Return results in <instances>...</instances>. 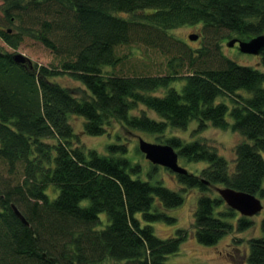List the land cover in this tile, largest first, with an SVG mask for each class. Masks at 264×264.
<instances>
[{
  "label": "trees",
  "instance_id": "trees-1",
  "mask_svg": "<svg viewBox=\"0 0 264 264\" xmlns=\"http://www.w3.org/2000/svg\"><path fill=\"white\" fill-rule=\"evenodd\" d=\"M0 2L1 42L17 50L27 37L60 58L57 67L17 64L0 45V168L9 175L0 174V264H167L188 233L177 229L160 239L151 223L174 222L165 211L180 207L187 190L199 192L191 228L200 245L214 246L254 226L226 206L217 189L264 199V71L230 60L220 44L263 35L264 0ZM196 25L205 40L200 49L168 35ZM133 42L176 47L169 73L108 70L121 62L115 49ZM260 57L264 66V51ZM62 76L79 86L61 85L56 79ZM178 81L180 90L173 87ZM219 97L229 105L216 102ZM71 116L83 119L82 133L91 137L110 134L118 124L159 139L195 120L199 130H230L244 140L234 148L232 170L203 142L159 141L178 159L205 163L199 173L171 172L182 186L174 192L153 178L155 165L143 178L126 144L108 145L106 155L87 148ZM260 231L247 241L242 264H264V219Z\"/></svg>",
  "mask_w": 264,
  "mask_h": 264
},
{
  "label": "rangeland",
  "instance_id": "rangeland-1",
  "mask_svg": "<svg viewBox=\"0 0 264 264\" xmlns=\"http://www.w3.org/2000/svg\"><path fill=\"white\" fill-rule=\"evenodd\" d=\"M1 5V2H0ZM123 17L131 19V15L123 14ZM1 18V14H0ZM10 29L13 26H7ZM200 25L196 26H184L172 31H168V35L172 38L173 42H179L187 45L193 50H197L203 47L205 44L204 37L200 30ZM6 29V28H5ZM197 36L196 40H190L189 36ZM154 38V36H152ZM225 40L220 44L222 53L242 66H249L264 71V66L261 65V57L249 54H243L237 50L236 47L230 48L227 46ZM178 43V44H179ZM0 45L3 46L5 51L11 54H20L28 61V65H38L45 67H57L60 58L55 56L50 50L45 48L40 42L24 38L17 50H12L0 41ZM180 46V45H179ZM117 56L121 58V62L115 68L108 69L112 73L123 76L133 75H166L169 73L167 62L173 57L178 55L179 51L176 47H168L166 45L157 47L156 45L147 44L143 42H133L129 45L118 46L115 49ZM107 70V69H105ZM187 67H181L179 69L178 76H183L187 72ZM58 83L63 86L76 88L79 84L71 80L68 76H62L56 79ZM181 81L173 84V87L180 90ZM160 95L161 93H157ZM216 102H225L229 105L227 99L219 97ZM150 117H155L153 113L149 112ZM71 126L75 133L79 134L82 143L90 149L96 150L101 155H106V147L113 144H126L128 148L127 157L135 164H139L142 170V177L146 178L149 172L153 170V178L156 181H160L162 186L174 191L181 192L182 186H180L174 179V175L166 168L156 166L152 169V164L144 157L141 152L137 151L138 139L149 143L158 144L167 136H176L184 140L185 142L200 141L208 147L215 149L217 153L225 158L229 162L230 170L233 168V162L235 160L234 148L235 146L244 140L239 134L233 133L230 130H220L208 126L203 130L198 129V122L192 121L189 123L186 129L169 130L168 133L156 138L155 135L139 132H126L120 125L113 124V129L110 130V134H106L99 137H91L84 135L83 119L80 117L71 116L69 118ZM264 155V154H263ZM180 167L185 168L192 173H199L202 168L205 167V163H189L183 158L178 159ZM0 174L5 178L9 175L6 169L1 167ZM215 193V190L212 189ZM184 194V203L169 211H165L166 215L174 218V222L158 221L151 223L154 234L160 239H167L173 235L177 229H186L188 236L186 240L180 245L179 251L174 255H169L166 259L167 264H242L243 259L239 256L247 250V241L253 237L261 236L260 222L264 219V199H261L263 209L262 211L253 216L248 217L254 222V226L242 233H231L228 236L222 238L214 246L200 245L193 236L194 231L191 228L193 223V214L196 209L197 199L199 192L197 190H187ZM162 211V210H161ZM104 215L101 219H104ZM235 256V257H233ZM114 264V263H109Z\"/></svg>",
  "mask_w": 264,
  "mask_h": 264
},
{
  "label": "water",
  "instance_id": "water-1",
  "mask_svg": "<svg viewBox=\"0 0 264 264\" xmlns=\"http://www.w3.org/2000/svg\"><path fill=\"white\" fill-rule=\"evenodd\" d=\"M189 39L196 40L197 36L190 35ZM235 45H237V50L243 54L259 56L264 51V34L250 40L233 38L227 42V46L230 48L235 47ZM13 60L17 64L28 63L27 59L20 54H14ZM138 149L152 165L166 168L174 174L186 173V170L179 166L178 155L171 146L149 143L142 138H139ZM217 193L225 202L226 206L238 212L241 216L253 217L259 214L263 209L261 200L253 195L236 191L231 188H218ZM12 210L24 225H28V222L14 205H12Z\"/></svg>",
  "mask_w": 264,
  "mask_h": 264
},
{
  "label": "flooded vegetation",
  "instance_id": "flooded-vegetation-1",
  "mask_svg": "<svg viewBox=\"0 0 264 264\" xmlns=\"http://www.w3.org/2000/svg\"><path fill=\"white\" fill-rule=\"evenodd\" d=\"M237 45H235V47H236Z\"/></svg>",
  "mask_w": 264,
  "mask_h": 264
}]
</instances>
